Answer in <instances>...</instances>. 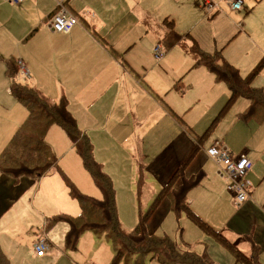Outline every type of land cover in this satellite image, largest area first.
<instances>
[{"label": "rangeland", "instance_id": "rangeland-1", "mask_svg": "<svg viewBox=\"0 0 264 264\" xmlns=\"http://www.w3.org/2000/svg\"><path fill=\"white\" fill-rule=\"evenodd\" d=\"M47 0H39L32 7L38 16L42 14L41 7ZM55 1V7L58 0ZM80 0V6L75 7L76 16L84 13V21L98 19V13L92 5L84 9L85 2ZM214 9L205 12L198 8L200 0H141L145 11L148 12L150 23L137 28L124 29V24L130 22L131 16L125 15L117 23L106 19V39L111 43L122 44V52L126 47L120 43L125 39L135 40L131 49L124 52V58L138 67V74L143 76L150 91L171 112L177 122L162 119L159 125L150 129L143 138L142 153L148 155L145 159H137V166L141 173L140 186L134 159L131 158L126 143H120V155L110 161L102 162L104 172L111 178L115 190V201L119 223L125 231L131 230L149 210L151 214L145 221V228L149 235L170 238L182 249H189L198 254H205L214 264H244L237 260L233 250L213 236L206 235L192 224L184 213L177 214L171 207L168 198H162L153 206V201L161 188L169 180L175 168L171 165V154L180 155L183 177L179 183L173 185L175 191L184 185L190 187L186 192V202L193 201L192 210L216 232L227 240L236 250L252 255L253 247L257 249L256 259L262 264L264 260V222L260 217L258 201L264 199V117L240 119L236 114L248 104L243 98H236L225 110L223 106L231 95L229 88L223 82H216L214 78L199 66L192 67L193 54L189 50L190 40H182L169 49L157 42L163 17L169 16L174 23L175 32L180 36L189 35L199 47L209 53L219 52L223 59L245 73L260 62L264 54V0H243V9L232 11L225 0H211ZM7 3L0 0V3ZM10 4V3H9ZM12 5V4H11ZM88 13H93L90 17ZM6 15L4 7H0V20ZM47 15V14H46ZM44 15L43 17H45ZM79 23H83L81 18ZM44 19L41 23L45 24ZM12 29V32L8 30ZM164 30V28H161ZM34 31V30H33ZM21 29L17 26L5 27L0 24V152L10 140L15 128L26 115L25 109L8 93L11 80L5 74V61L13 59L17 72L15 79L30 85L24 80L20 63L32 65L31 57L38 58V49L45 40V35ZM33 33V34H32ZM138 36V37H137ZM159 44L164 54L157 63L153 60L151 49ZM219 55V54H218ZM193 57V59H192ZM222 61V60H220ZM39 65L43 62L37 60ZM225 62V63H227ZM261 68L253 80V84L264 91V60ZM24 65V64H23ZM33 66V65H32ZM136 73V72H135ZM24 77V78H23ZM112 92V91H110ZM135 99L150 102L144 93V88L134 90ZM104 103L95 104L94 110L99 113L106 110V106L114 98L113 93L107 95ZM168 105H167V104ZM152 106V105H151ZM178 112L176 114L174 109ZM236 116V117H235ZM178 128H175V126ZM185 127H184V126ZM126 132L130 126H120ZM119 135H123L120 132ZM118 135V136H119ZM35 139V138H34ZM24 145L17 151L16 157L22 153L28 155L34 150L36 143ZM234 153L236 156L247 154L255 163L246 174L253 196L245 203L236 206L233 198L225 189L222 179L218 177L217 165L207 155L206 150L213 144ZM93 146V145H92ZM19 147L17 145L15 150ZM38 154H43L39 151ZM74 150L61 159L65 168L59 163V168L65 177L84 195L100 199L101 194L91 179L78 166ZM95 158V157H94ZM48 161V157L45 158ZM96 160V159H95ZM78 163V162H77ZM31 163H16L12 160L4 163L5 172L11 171L16 165ZM101 165V166H102ZM170 166L173 167L171 171ZM103 168V167H102ZM24 172L28 169L23 168ZM250 174V176H249ZM0 173V218L7 210L22 198H30L31 207L44 215L51 217L56 213L68 216L80 214L78 202L70 195L69 188L61 174L42 178L36 186L33 179L26 176H14ZM202 184L205 188L202 187ZM172 201V200H171ZM249 203L245 206L246 203ZM264 203V201H263ZM190 207V206H189ZM18 203L10 214H23ZM29 216V218H28ZM28 220L33 223V229L25 237L10 239L0 234V247L8 256L10 264H110L114 249L111 241L104 235L94 236L90 232L82 233L76 249H67L59 242L62 226L57 225L48 230V238L55 243L51 254L41 259L31 257L28 253L31 241L43 232L42 220L28 213ZM257 227L255 242L250 239L252 230ZM40 230V231H37ZM260 230V231H259ZM262 230V231H261ZM47 238V239H48ZM64 238V237H63ZM48 239V240H49ZM50 241V240H49ZM240 249V250H239ZM143 264H159L150 260V255ZM117 264H134L133 260L121 259Z\"/></svg>", "mask_w": 264, "mask_h": 264}, {"label": "crops", "instance_id": "crops-1", "mask_svg": "<svg viewBox=\"0 0 264 264\" xmlns=\"http://www.w3.org/2000/svg\"><path fill=\"white\" fill-rule=\"evenodd\" d=\"M38 1L39 0H26L18 5H11L9 2L8 4L5 2L0 3V7H4L6 11V15L0 20V24L5 27H10L11 25L17 26L21 29L28 30V32L34 30L33 33L38 30L36 32L37 35H45V40L37 51L39 54L38 58L31 57L30 59L33 66L27 62H23V69H26L28 72V77H23L24 80L30 82V86L36 88L40 94L51 101L57 102L63 97L66 98L67 108L74 117L78 128L90 139L93 145V155L98 163H106V161L117 158L120 155L119 153L122 151L119 146V142H127L126 146L128 147L127 149L131 158L134 159L138 176L137 183L138 186H140L139 183L141 182V173L139 172V167L137 166V159H145V157H148V155H144L142 153L144 136L150 129L157 127L162 119H167L170 124H172L171 121L176 123L177 119L171 112H168V110L165 109L164 104L158 100V96L155 97L152 92L147 91L150 87L143 79V76L138 74V67L134 63H131L128 59L124 58V52H127L131 49V46L135 44V40L133 39V43L132 40L128 39L120 42L125 43L123 44V47H126L125 51L122 52V48L120 47L122 44H117L114 42L110 43L106 39L105 35L108 31L105 21L109 18L113 21V23L119 25L117 22L124 18L125 15H129L131 16L130 22L124 24V29H127V26H129L130 29L134 30L141 25L150 23L148 12L145 11L142 2H140L141 0L84 1L85 6L82 7L86 9L88 6L91 7L93 5L97 10L99 18L91 19L87 23L83 20L85 13L84 11L82 15H78L79 19L81 18L83 23H78L68 34H58L53 32L48 26L49 18L57 9V6L55 7V1L47 0L46 3L41 7L42 14L40 16L32 11L33 6L36 4L39 6V3H37ZM246 4H250V2L246 0ZM76 5L80 6V0H67L65 3V9L69 13L76 16ZM44 15L46 16L43 17ZM88 15H90V17L94 16L93 13H88ZM165 17L170 18L169 16H164L163 19ZM43 19L46 21L45 24L41 23ZM161 28L164 27L162 26ZM161 28V34L159 35V38L165 33V28L164 30ZM8 31L12 32V29ZM150 52L153 57V50L151 49ZM262 54H264V52ZM39 59L43 62L42 65L38 64L37 60ZM153 60L156 61L154 57ZM159 61L160 60L156 62L158 63ZM193 62L192 67L197 68L193 66ZM199 67L204 68L216 82H222L217 81L215 76L205 66L199 65ZM252 69L253 68H250V70L245 73L241 72L239 69L237 70L242 76H245ZM223 83L226 85L225 82ZM10 85L8 87V93L11 95ZM252 85H254L253 81ZM138 87L144 88L143 94L150 101L147 103L146 108H144L146 102L135 99L134 90L138 89ZM226 87L228 88L227 85ZM112 93L114 98L110 100L106 106V110H102V112L99 113L96 108V110L92 111L95 104L104 103L108 100L106 99L108 98L107 95H111ZM173 110L176 114H178L175 108ZM19 125L15 128V130L19 127ZM125 125L130 126V130L125 132L124 128L123 130L120 128V126ZM175 128L178 127L175 126ZM120 132H123V135H119ZM46 140L51 145L53 151L57 154L58 165L61 162V159L66 156L67 153H70L71 150H74L73 145L70 143L66 134L56 125L51 126L46 136ZM247 156L254 165L255 161L250 158L249 155ZM75 158L78 160L76 161V164H78V166H82L81 160L77 154L75 155ZM169 161L173 162L171 165L176 168L178 164H180V155L171 154ZM60 164L65 168L63 163ZM172 166H170L169 171L173 169ZM102 167L104 169L103 165ZM83 170L90 178L89 174L84 168ZM56 173L58 172L51 171L49 174L41 177L35 182L36 186L42 178L55 175ZM179 181L180 179L178 178L175 183H179ZM202 187L205 188L203 184ZM35 190L36 188H33V190L29 192L30 195L27 199L24 197L20 200H17L7 210L6 214L1 216L0 234H4L13 240L21 237L26 238V235L33 229V223L28 220V213H32L37 219H41L43 224L45 216L35 211L30 205V198H32L33 191ZM253 193H250L248 199L253 196ZM263 201L264 199L259 200L258 206L261 208L259 210L260 217L264 222ZM17 203L23 209V214H10L11 210ZM192 203L193 201L191 202V200H188L190 208ZM248 204L249 203L247 202L245 206ZM26 216H28V218ZM204 219L210 221L208 218ZM57 225L63 227L62 234L59 237V242L62 245V243L64 244L63 237L68 230V226L63 222H60L54 225V227ZM42 229L43 232L39 233V235L48 238V233H46L48 230H46L44 227H42ZM257 232V227H254L252 234L249 235L253 243L255 242V234ZM90 234L92 233L90 232ZM49 240L51 242V248L47 253L51 254L55 243L52 239ZM34 241L35 240L31 241L30 239L27 240V242L30 243V247L28 249L30 256L36 259L45 257L47 253L43 257L35 256L32 247ZM240 252L249 256V254L242 250H240ZM262 264H264V260Z\"/></svg>", "mask_w": 264, "mask_h": 264}, {"label": "trees", "instance_id": "trees-1", "mask_svg": "<svg viewBox=\"0 0 264 264\" xmlns=\"http://www.w3.org/2000/svg\"><path fill=\"white\" fill-rule=\"evenodd\" d=\"M163 27L165 28L164 37L158 40L159 43L161 42L166 49H169L182 40H190L192 45L189 50L195 58L193 66H205L217 81L226 83L231 95L223 106V110L234 99L241 97L248 101V105L237 114L238 118L244 120L255 118L258 121L259 118L264 117V91L261 87L252 85L264 57L247 75L242 76L233 65L225 63L226 61L223 60L219 52H216V54L207 53L189 35L183 37L175 32L173 20L170 18L165 17L163 19ZM16 72L17 67L14 60L7 59L5 61V74L11 80V95L25 108L27 115L0 152V173L9 176L12 174L14 178L19 174V176H26V173L29 174V178L38 181L51 171H57L64 178L70 195L78 202L80 207V214L77 216L56 214L45 217L42 225L46 230L51 229L60 222L67 224L68 230L64 235V246L72 250L76 249L78 238L84 232H91L98 237L104 235L113 244L114 255L110 264H117L121 259H124L125 262L133 260L134 264H143L149 258L147 255H150V260H155L159 264H213L207 255H199L189 249H182L169 237L166 238V235L164 237L149 235L145 228V221L151 214V210L143 215L131 230L125 231L121 228L112 180L104 172L101 164L95 160L92 143L88 136L78 128L74 117L67 108L66 98L63 97L57 102L49 100L33 86L18 82L15 79ZM53 125L61 128L73 145L83 168L99 190L100 199L81 193L60 170L57 154L46 140L49 129ZM32 139L36 143L34 150L29 152L28 155L21 153L19 155L20 162L19 159L13 158L16 157L17 151L23 148V144H29L33 147ZM17 145L19 147L15 150ZM39 151H43V154H38ZM47 157L48 161L45 159ZM10 160L14 164L26 161L31 164H19L11 167V171L5 172L3 168L6 166L3 164H8ZM184 163L186 161L182 165ZM182 165L175 168L169 180L155 197L152 205H157L162 198H168L172 209L177 214L184 213L201 232L215 237L230 250H233L237 260L244 264H260L256 259L257 249L255 247H253L252 255L249 256L236 250L228 244L229 242L220 233L218 234L213 227L202 220L189 207L190 205L186 202V192L190 187L184 185L178 191L173 189L175 181L183 176ZM23 168L28 170L24 172ZM0 264H10L1 247Z\"/></svg>", "mask_w": 264, "mask_h": 264}, {"label": "built area", "instance_id": "built-area-1", "mask_svg": "<svg viewBox=\"0 0 264 264\" xmlns=\"http://www.w3.org/2000/svg\"><path fill=\"white\" fill-rule=\"evenodd\" d=\"M7 2L18 5L25 0H6ZM67 0H58L57 9L49 18V28L58 34H68L79 23V17L75 16L65 9ZM229 8L234 12H239L243 9V0H225ZM198 7L205 12H210L214 8L211 0H200ZM164 51L157 44L153 48V57L156 61L160 60ZM22 72L25 78L28 77V72L23 69ZM206 155L217 165H223L218 168V176L223 180L225 189L233 198L236 206L242 205L251 193V185L246 180V174L253 165V162L245 154L236 156L231 151L220 146L218 143L211 145L206 150ZM33 251L36 257H43L51 248L50 241L45 236H38L33 242Z\"/></svg>", "mask_w": 264, "mask_h": 264}]
</instances>
